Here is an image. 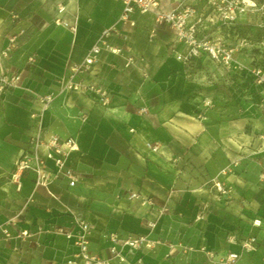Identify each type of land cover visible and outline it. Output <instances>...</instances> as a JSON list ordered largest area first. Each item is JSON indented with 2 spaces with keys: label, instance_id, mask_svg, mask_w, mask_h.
I'll return each mask as SVG.
<instances>
[{
  "label": "crops",
  "instance_id": "obj_1",
  "mask_svg": "<svg viewBox=\"0 0 264 264\" xmlns=\"http://www.w3.org/2000/svg\"><path fill=\"white\" fill-rule=\"evenodd\" d=\"M161 2L168 8L172 0ZM120 12L119 0H0V50L7 35L24 29L1 66L21 74V87L0 93V264H66L77 252L78 220L91 226L89 252L109 264H214L229 252L238 254L236 264H264V117L257 107L263 88L225 73L234 82L228 97L222 70L210 60L187 67L176 59L174 51L184 47L170 27H155L149 13L122 26ZM115 24L108 41L118 53L102 51L76 78L104 86L108 105L64 91L43 115L45 137L77 141L67 158L77 181L70 186L51 176L46 189L24 173L18 186L11 172L36 132L35 94L57 93L68 64ZM49 169L55 172L51 162ZM214 180L232 187L228 197ZM129 192L139 197L129 199ZM8 224L12 235L31 234L6 239ZM109 234L160 242L134 253L123 248L124 257L113 258ZM251 235L257 250L244 252L240 242Z\"/></svg>",
  "mask_w": 264,
  "mask_h": 264
},
{
  "label": "built area",
  "instance_id": "obj_2",
  "mask_svg": "<svg viewBox=\"0 0 264 264\" xmlns=\"http://www.w3.org/2000/svg\"><path fill=\"white\" fill-rule=\"evenodd\" d=\"M119 1L121 3L119 25L134 26L135 14L149 13L153 15L155 27L159 25L170 27L176 42L184 47L183 51H174L175 57L185 66L195 67L201 60L208 59L226 74H238L246 84L262 87L263 89L257 92V107L264 117V0H172L168 8L161 0ZM64 8L63 5L58 6L60 12ZM12 18L18 20L19 16L12 14ZM117 28L115 24L103 29L85 57L68 64L66 74L58 79L57 93L35 94L39 108L30 113V118L35 122L36 132L31 136L27 150L15 161L11 172V178L18 186L19 179L24 173L33 174L34 184L46 189L49 187L51 176L66 178L70 186L77 181L75 171L67 164L69 154L78 149L77 141L73 137L61 138L56 134L45 137L43 115L55 96L64 91L89 96L103 106L108 105L110 95L104 86L76 78L90 71L102 51L118 53V49L113 48L108 41V37L117 31ZM22 34L24 29L20 28L16 33L7 35L6 43L0 50V93L21 87V74L1 66L3 60L15 49L17 39ZM205 105L209 107L211 100H205ZM140 111L144 112L145 109L141 108ZM261 137L264 139V134ZM150 147L152 150L157 149L156 145ZM49 162L55 167L54 173L49 169ZM233 165H236V162ZM228 171L230 168L226 167L221 173L225 174ZM260 177L264 179V169ZM213 186L225 197L232 191L230 185L218 180H214ZM138 197L139 194L136 192L128 193L129 199ZM77 222L79 231L74 236L77 252L66 260V264H109L108 259L89 252L90 224L84 220ZM253 225L259 226L260 221L254 220ZM8 226L9 224L2 227L6 239L24 240L31 234L28 229H22L12 235ZM154 226L153 222L147 223L149 229ZM66 236L69 238L72 234L66 233ZM107 237L111 243L109 250L112 257L120 259L124 257L123 248L129 253H134L142 249H151L160 242L140 234L128 236L109 234ZM227 240L234 243L236 237L229 235ZM240 247L244 252L257 250L256 237L251 235L244 238L240 242ZM208 255L213 257L210 252ZM237 260L238 254L229 252L214 264H236Z\"/></svg>",
  "mask_w": 264,
  "mask_h": 264
},
{
  "label": "rangeland",
  "instance_id": "obj_3",
  "mask_svg": "<svg viewBox=\"0 0 264 264\" xmlns=\"http://www.w3.org/2000/svg\"><path fill=\"white\" fill-rule=\"evenodd\" d=\"M220 69V68H219ZM222 72V76H224V77H222L221 79L219 78V80H220V82H222V86H224L223 87V89L225 90V92L227 93L226 95L229 97V94H228V89H227V86L229 87H231V86H233L232 85V83H234L233 82V80H232V78L228 75L227 77L225 76V72L224 71H221ZM236 79H237V81L236 82H239L238 80H239V78L238 77H236ZM240 97V96H239Z\"/></svg>",
  "mask_w": 264,
  "mask_h": 264
}]
</instances>
